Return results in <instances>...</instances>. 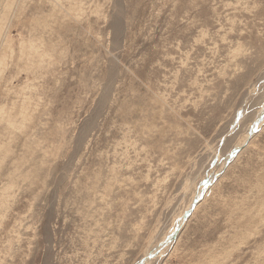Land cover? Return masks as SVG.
Masks as SVG:
<instances>
[{"label":"rangeland","instance_id":"obj_1","mask_svg":"<svg viewBox=\"0 0 264 264\" xmlns=\"http://www.w3.org/2000/svg\"><path fill=\"white\" fill-rule=\"evenodd\" d=\"M0 264H264V0H0Z\"/></svg>","mask_w":264,"mask_h":264}]
</instances>
